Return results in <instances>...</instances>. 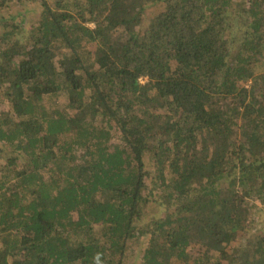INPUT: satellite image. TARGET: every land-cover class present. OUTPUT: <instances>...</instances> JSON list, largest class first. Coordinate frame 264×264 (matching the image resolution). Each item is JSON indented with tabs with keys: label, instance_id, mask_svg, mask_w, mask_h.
Here are the masks:
<instances>
[{
	"label": "trees",
	"instance_id": "1",
	"mask_svg": "<svg viewBox=\"0 0 264 264\" xmlns=\"http://www.w3.org/2000/svg\"><path fill=\"white\" fill-rule=\"evenodd\" d=\"M134 263L264 264V0H0V264Z\"/></svg>",
	"mask_w": 264,
	"mask_h": 264
},
{
	"label": "rangeland",
	"instance_id": "2",
	"mask_svg": "<svg viewBox=\"0 0 264 264\" xmlns=\"http://www.w3.org/2000/svg\"><path fill=\"white\" fill-rule=\"evenodd\" d=\"M37 21V20H36ZM35 19H33V17L31 18V17H28L27 16V18H26V21H25V28H24V30L25 29H29L32 25H34L35 24ZM32 23V24H31ZM31 24V25H30ZM142 82H143V80H142ZM134 264H137V263H134Z\"/></svg>",
	"mask_w": 264,
	"mask_h": 264
}]
</instances>
